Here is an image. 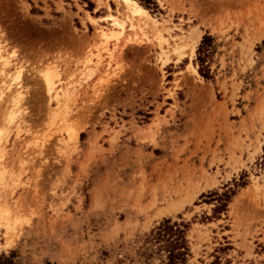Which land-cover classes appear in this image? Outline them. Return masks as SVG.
Wrapping results in <instances>:
<instances>
[{
	"label": "rangeland",
	"instance_id": "1",
	"mask_svg": "<svg viewBox=\"0 0 264 264\" xmlns=\"http://www.w3.org/2000/svg\"><path fill=\"white\" fill-rule=\"evenodd\" d=\"M137 2L149 18L120 0H0V85L22 67L25 92L20 125L10 92L0 105V258L170 264L149 236L171 219L186 264H264V0ZM110 14L126 20L111 55L96 37Z\"/></svg>",
	"mask_w": 264,
	"mask_h": 264
},
{
	"label": "bare ground",
	"instance_id": "2",
	"mask_svg": "<svg viewBox=\"0 0 264 264\" xmlns=\"http://www.w3.org/2000/svg\"><path fill=\"white\" fill-rule=\"evenodd\" d=\"M120 3L123 5V7L125 9L127 19L132 20V19L139 18V17L140 18L141 17L142 18H149V16H150L148 10L145 7L141 6L137 2V0H120ZM108 17L111 18V20H110L111 27L107 28V29H105V28L98 29V32H97L98 36H96V37L100 38L101 44H103L102 45L103 49L105 51L110 52V55H111L112 49H109L108 43L114 42V46H116V43H118V41L122 38V36L125 32L126 20L121 19L120 17L114 16L112 14L108 15ZM134 26L135 25L132 24V27H134ZM159 41L161 44L163 41L162 36H159ZM14 54H15V52H14ZM0 60H1L0 63L2 65V72H3L5 66L8 65L9 59L3 58V56L0 55ZM89 61L90 60H88V62ZM99 61L100 60H97L98 63H99ZM54 68L55 67H50L48 65V67L42 69V71H40V73H41V77H42V80L44 82L46 91L48 92L49 95L53 94V96H51V98L52 97L55 98L58 101V104H60V102H61L60 97L63 96L62 93L66 96V97H64L65 101L68 100V96L70 93H68L69 89H67V90L64 89L65 91L62 92L61 94H59V90H57V83L56 82H57V77L60 74ZM22 72H23L22 67H20V68L15 69L12 73L6 74V79H4L3 84L0 85V105L2 104V100L7 95V93L10 92V94L12 96L11 103H10L9 107L6 109V113H5V117H6L8 126H10L12 123L16 124V125H20V123L22 122V120L24 118L23 117L24 108H23L22 102L24 99L25 92L23 89L24 84H23ZM105 80H106V78L105 79L102 78L101 82L105 81ZM65 105L68 106L69 104L68 105L65 104ZM58 107L62 108L63 106L60 105ZM59 110H58V112H59ZM56 113H57V111H56ZM56 113L54 112L55 116L57 117L58 113L57 114ZM4 134L5 133L1 130L0 131V146L2 145V142L4 141ZM69 134H70V137L72 138V140L73 139L77 140L79 138V135H80L78 128H76V127H74V129L71 130L69 132ZM5 174H6L5 168H2L0 170V178L3 181L5 180ZM10 218H12L11 220H12V222H14L13 221L14 218L11 217V215H10ZM11 225H12V223H11Z\"/></svg>",
	"mask_w": 264,
	"mask_h": 264
},
{
	"label": "trees",
	"instance_id": "3",
	"mask_svg": "<svg viewBox=\"0 0 264 264\" xmlns=\"http://www.w3.org/2000/svg\"><path fill=\"white\" fill-rule=\"evenodd\" d=\"M150 3V0H144ZM205 43V41H203ZM202 58H200V61ZM204 76L208 78L207 75ZM264 162V158H263ZM186 225L184 223L174 222L171 219H165L150 234L149 239L161 243V247L167 252V258L170 264H186L189 253V245L186 240ZM0 263L14 264L10 257H1Z\"/></svg>",
	"mask_w": 264,
	"mask_h": 264
}]
</instances>
